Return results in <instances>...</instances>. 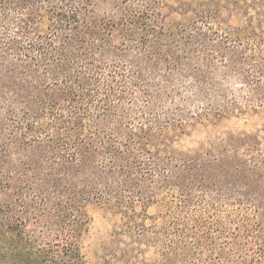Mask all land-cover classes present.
I'll return each instance as SVG.
<instances>
[{
    "label": "trees",
    "instance_id": "trees-1",
    "mask_svg": "<svg viewBox=\"0 0 264 264\" xmlns=\"http://www.w3.org/2000/svg\"><path fill=\"white\" fill-rule=\"evenodd\" d=\"M0 264H264V0H0Z\"/></svg>",
    "mask_w": 264,
    "mask_h": 264
},
{
    "label": "rangeland",
    "instance_id": "rangeland-1",
    "mask_svg": "<svg viewBox=\"0 0 264 264\" xmlns=\"http://www.w3.org/2000/svg\"><path fill=\"white\" fill-rule=\"evenodd\" d=\"M225 127L231 130L236 127L247 128L244 124L233 125V123H230ZM91 215L93 217L92 234L95 238L98 233L105 232L108 229L109 221L104 217V214L100 210H91Z\"/></svg>",
    "mask_w": 264,
    "mask_h": 264
}]
</instances>
